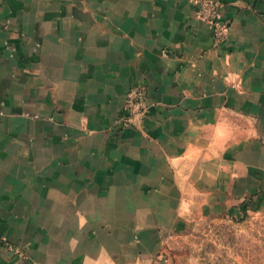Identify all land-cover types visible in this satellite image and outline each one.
Wrapping results in <instances>:
<instances>
[{"label":"crops","instance_id":"crops-1","mask_svg":"<svg viewBox=\"0 0 264 264\" xmlns=\"http://www.w3.org/2000/svg\"><path fill=\"white\" fill-rule=\"evenodd\" d=\"M222 1L214 46L194 0H0V264H168L264 199V0Z\"/></svg>","mask_w":264,"mask_h":264},{"label":"rangeland","instance_id":"rangeland-1","mask_svg":"<svg viewBox=\"0 0 264 264\" xmlns=\"http://www.w3.org/2000/svg\"><path fill=\"white\" fill-rule=\"evenodd\" d=\"M169 237L163 255L168 264H264V199L237 213L198 215Z\"/></svg>","mask_w":264,"mask_h":264},{"label":"built area","instance_id":"built-area-1","mask_svg":"<svg viewBox=\"0 0 264 264\" xmlns=\"http://www.w3.org/2000/svg\"><path fill=\"white\" fill-rule=\"evenodd\" d=\"M198 18L212 30L213 44H220L229 30V24L223 19L225 4L222 0H194ZM146 88L143 84H134L127 92L122 106L121 116L116 122L117 130L137 128L146 116ZM11 249V247H8Z\"/></svg>","mask_w":264,"mask_h":264}]
</instances>
